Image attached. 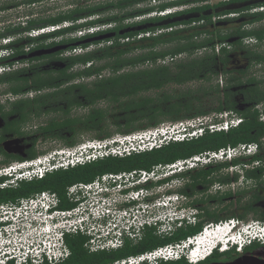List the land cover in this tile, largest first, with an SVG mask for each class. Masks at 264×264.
<instances>
[{
	"label": "trees",
	"instance_id": "obj_1",
	"mask_svg": "<svg viewBox=\"0 0 264 264\" xmlns=\"http://www.w3.org/2000/svg\"><path fill=\"white\" fill-rule=\"evenodd\" d=\"M43 1V0H40ZM151 0H119L116 3H109L105 6L95 5L87 7L74 8L69 12L59 14L55 17L40 19L39 26L30 27L32 29L41 28L50 25H58L69 23L64 29H59L53 33L40 35L38 37L25 36L23 50L10 52L7 56L0 57V66L12 65L15 62L25 63L15 71L0 75V85L7 84L8 92L12 94L25 93L29 90H38L43 88L42 80L56 77H75V76H92L98 74L102 70L109 69L115 77V73L124 66L134 65L138 63H150L154 68L145 70L142 74H135L136 77L150 78L153 80L154 86L160 87L164 84L171 83L180 86V82L197 79L200 82L210 81L217 76L216 84L213 87L215 93L222 96L218 105L214 108H204L203 98L208 96L205 89L197 90L185 94L184 97H190L184 106H180V94L174 97L166 96L161 102V106H156L159 116L151 117H119V122L113 119V123L117 125L116 132L121 135L130 134L139 130H145L159 126L163 122L177 123L182 120L192 119L194 117L205 116L210 113H220L223 111L234 112L242 118V122L234 128H229L226 132H209L207 129L201 136L184 141H169L167 144L158 148L144 151L140 153H132L124 157H105L91 163L79 165L66 170H58L44 175L42 179L31 181H20L14 188L0 189V205H15L20 199L29 198L30 196L43 191L55 193L60 199V208L69 209L74 205L68 203L65 199L66 188L76 183H90L95 178L104 174L130 173L132 171L149 172L156 166L171 165L176 161L185 160L202 153L217 151L227 147L235 148L241 144L262 143L264 141V120H259V113L255 109L258 104L264 103V92L260 89L263 82L257 81L254 77H248L242 80L250 67L264 65V53L260 52L258 46L244 45L243 40L246 38H254L258 42L264 37V27L257 29H243L244 26L256 23H263L264 11H253L259 7H264V0H224L211 5L210 0H173L160 2L156 7L149 5ZM155 1V0H152ZM158 2L161 0H157ZM137 5H144L132 11L129 8ZM238 6L236 9H230ZM184 7L180 11L148 17L139 22L125 24V20L136 17H144L151 14L153 10L164 12L171 8ZM119 9L124 10L120 15H110L100 17L106 10ZM219 10V11H217ZM253 11V12H252ZM156 14V11L154 12ZM97 16V17H96ZM96 17V19H95ZM82 21V23H73V21ZM239 23L241 26L236 27L227 33L211 31L205 27H216L220 24ZM114 24L101 32L111 30L115 35L103 41H96L85 45H79L86 48L90 45H98L102 42L109 43L108 46L98 47L97 50L88 51L80 55L68 57H60L65 51L72 50V44L77 43L78 39L70 37L71 34L84 28H91L97 25ZM106 26V25H103ZM242 27V28H241ZM139 28V30H138ZM204 28V29H203ZM157 31H161L157 33ZM121 33V34H120ZM94 34V33H92ZM140 34H148L136 40ZM205 36L200 39L201 36ZM208 36V37H207ZM49 37L60 38L61 43L71 44L65 50L57 52L54 56H41L31 58L29 60L15 61L16 58L27 55L29 50L43 49L54 45H44ZM127 39V41H124ZM81 42V41H80ZM174 46L166 50H157L156 48L163 45ZM215 45H224L215 52ZM229 47V48H227ZM206 49L202 57L191 59L189 63L184 65L180 74V63L175 62V58H180L181 53L192 54L196 50ZM234 54L245 62L244 67H237L234 70L228 69ZM130 55V56H128ZM47 59V60H46ZM173 62V66H166L165 60ZM55 62H67L69 66L74 64H82L91 66L94 62L107 61L106 65L95 68H87L85 72L78 74H67L65 71H56L52 68L44 69V64ZM159 61V63H158ZM188 61V60H187ZM158 66H155V65ZM223 73V75H219ZM235 74L236 76H233ZM127 75L125 77H131ZM224 78V84L222 79ZM220 80L221 82H219ZM38 87H30V84ZM220 86V89H219ZM183 97V98H184ZM136 107H140V103H130ZM145 104V103H144ZM14 112L16 110H13ZM11 137L20 136V134L12 129L7 130ZM46 135V132H42ZM2 136V134L0 133ZM109 132H103L99 139L110 137ZM3 139V138H2ZM0 155L3 156L1 164L12 161L23 162L34 159L37 153L33 151L29 155L23 157L20 155H11L5 153L0 145ZM254 158H263V155H253ZM5 179L0 178V183ZM246 216V215H244ZM256 220L264 225V214H258ZM203 227L200 225L196 228L180 229V242L188 238L197 236L202 232ZM74 239V235L68 237ZM145 240V239H144ZM178 241L177 235L173 238L165 240L160 244H144L140 245V249L127 253L123 250L118 251L113 258L102 264H113L122 260L129 255H135L145 251L154 250L158 247L168 246ZM260 254L264 257V241L252 242L243 246L241 252H237L235 247L229 248L224 252L214 250L204 260L195 264H205L216 261H231L242 254ZM159 264H189L186 259L181 258L176 261L160 262Z\"/></svg>",
	"mask_w": 264,
	"mask_h": 264
},
{
	"label": "flooded vegetation",
	"instance_id": "obj_2",
	"mask_svg": "<svg viewBox=\"0 0 264 264\" xmlns=\"http://www.w3.org/2000/svg\"><path fill=\"white\" fill-rule=\"evenodd\" d=\"M39 2L40 0H0V50L11 52L23 50V39L27 36L29 28L39 26V22H36L32 15L25 16L21 8L25 5L30 7ZM109 11L110 9L106 10V12ZM103 25L107 24L101 26ZM105 34L114 33L111 30L97 31L85 38L91 39ZM55 39L57 38L49 37L46 41ZM80 41H83V38L78 39V42ZM50 43L45 42L44 45ZM68 45L71 44L59 41L45 48ZM29 49L26 47L24 51L30 54L37 50ZM261 51H264V47ZM56 53L51 55L54 56ZM203 55L204 52L200 50L190 55L181 53L180 74L189 60ZM59 56L68 57L63 54ZM184 57L186 59H183ZM93 64L89 67L78 63L69 66L65 61H51L44 64V69L52 68L72 75L85 72L87 68H95ZM149 68L154 66L150 63H138L122 67L114 74L115 77H112L113 73L109 69H105L89 77L44 79L42 80L43 88L25 93H0V133L2 134L0 145L2 147L6 140L19 139L21 146L19 153H8L3 147L2 149L5 153L23 157L33 151L37 153V156L44 155L37 151L38 144L41 142L56 144L54 147L74 148L83 134L99 135L105 131L109 132L110 128L116 131L115 124L119 122L118 119L121 116L129 118L159 116V111L155 110V107L161 106L166 96H175L161 91L168 85L175 84L167 83L156 87L154 84L157 83L150 78L133 76L142 74ZM103 71H107V74L104 75ZM127 75L132 76L125 77ZM196 81L197 79H191L180 82L181 107L190 100V97H184L185 94L193 92L195 96L198 94L197 89L194 90L191 87V84ZM38 85L39 83L30 84V87H38ZM186 85L189 87L184 89ZM6 94H10L11 98H2ZM132 102L140 103V107L130 104ZM113 119L115 124L112 122ZM8 129L17 131L20 136L11 137V134L7 133ZM42 132L47 134L43 135ZM263 154L264 143H258L252 154L248 156L219 163H197L192 168H185L177 174L157 175L154 179L136 183L131 190L137 194L136 198L114 208L116 212L124 211L140 218L152 219L154 223L150 227L139 230L136 239L124 238L121 246L116 249H107L105 245L107 240L104 236L106 233L113 236L117 231L116 225L110 228L106 226L108 222H113L112 216H108L103 224L106 226L105 229L104 227L96 228L90 237L81 234L74 235L72 240L68 239L70 236L65 237L63 242L67 252L62 260L53 264H102L111 260L120 250H123L125 254L131 253L136 248L140 249L138 247L140 245L160 244L175 235L178 241L171 245L178 244L180 229L196 228L200 225L203 228H214L216 225L226 224L229 220H235L237 227L246 226L249 223L247 221L249 215L264 214V157H253V155ZM0 157L2 162L3 156L0 155ZM123 194L127 195L128 191H124ZM46 226L50 227L52 234L56 233V225L42 221L32 224L31 229L27 231L19 232L20 240L38 248L40 241L54 239L51 235L44 236ZM150 251L129 255L124 259ZM37 264L50 263L41 260Z\"/></svg>",
	"mask_w": 264,
	"mask_h": 264
},
{
	"label": "built area",
	"instance_id": "obj_3",
	"mask_svg": "<svg viewBox=\"0 0 264 264\" xmlns=\"http://www.w3.org/2000/svg\"><path fill=\"white\" fill-rule=\"evenodd\" d=\"M173 1V0H169ZM174 11L184 9V7L173 8ZM253 11H264V7H259ZM168 10L160 12V15L167 14ZM67 24L50 25L41 28L32 29L27 32L28 37H38L40 35L53 33ZM101 31L110 28L109 25L101 26ZM98 27H91L86 30H78L75 37H83L84 34L95 33L99 31ZM161 31H157L160 33ZM148 36L140 34L137 38ZM71 37V35H70ZM124 41H127L125 39ZM244 45L258 46L259 49L264 47V37L258 42L254 38L243 40ZM101 46V45H100ZM224 45H215L214 50L218 52ZM86 48H74L65 51L63 56L80 55L85 53ZM229 48V47H227ZM200 51L205 52L206 49ZM9 51H0V57L7 56ZM159 63V61H158ZM24 63L15 62L12 65L0 66V75L15 71L23 66ZM20 65V66H19ZM221 82V81H219ZM2 98H11L10 94ZM255 109L259 113V120H264V103L258 104ZM214 119V120H211ZM208 120V122H207ZM203 116L177 122L180 126V134L176 137L164 136L161 140L159 135L166 134L158 130V126L145 130L150 134L143 138L136 134H127L119 136V139H105L102 141H86L77 145L74 151L72 149L58 150L49 156L38 155L32 160L17 162L12 161L0 165V178L5 180L0 183V189L14 188L20 181L39 180L47 173L58 170H66L79 165L91 163L105 157H124L132 153L149 151L167 144L169 141H184L201 136L207 129L211 132H226L229 128L237 127L242 118L234 112L223 111L213 113L208 119ZM154 133H151V132ZM264 143V141L262 142ZM257 143L241 144L235 148L227 147L217 151L202 153L185 160H179L171 165L156 166L149 172L132 171L130 173L104 174L95 178L90 183H76L66 188L65 199L74 206L69 209L60 208L59 197L52 192L43 191L36 193L29 198L20 199L15 205H0V212L4 211L5 215L0 216V264H28L29 262L37 264L39 261H47L50 264L62 260L66 254L64 238L72 235H84L90 237L96 228L117 226V231L113 236L108 233L104 236L107 240L106 248L116 249L121 246L124 238L136 239L137 232L144 228L150 227L154 222L152 219L140 218L130 215L124 211L116 212L115 206L127 203L136 198V193L131 192L136 183L145 182L148 179H154L157 175L177 174L185 168H192L195 164H208L230 161L244 155V151L252 154ZM63 154V157L55 158L54 155ZM187 166V167H186ZM124 191H128L124 195ZM161 207L162 205H158ZM112 216L113 222H108L103 226L104 220ZM52 222L56 225V233L52 234L50 227L46 226L43 232L44 236L51 235L54 239L42 240L38 248L25 244L20 240L19 232L31 229V225L40 222ZM236 223L235 220H229L224 225H216L214 228H230ZM254 227L259 228L264 234V225L253 222ZM211 227L203 228L205 232ZM107 232V230H105ZM263 234H258L262 237ZM198 237L188 238L178 244L158 247L150 252L129 257L114 262L113 264H159L160 262L178 260L188 247ZM22 245V246H21ZM21 246V248H18ZM9 247V248H8ZM6 248V249H5Z\"/></svg>",
	"mask_w": 264,
	"mask_h": 264
},
{
	"label": "rangeland",
	"instance_id": "obj_4",
	"mask_svg": "<svg viewBox=\"0 0 264 264\" xmlns=\"http://www.w3.org/2000/svg\"><path fill=\"white\" fill-rule=\"evenodd\" d=\"M117 1L119 0H43V1H40L39 3H36L35 5H31L30 7H28L27 5H25L24 7L21 8V12L24 13L25 16L27 15H32V17L35 19V21H38L40 19H46V18H49V17H55L59 14H62V13H66V12H69L71 11L72 9L74 8H79V7H87V6H95V5H101V4H109V3H116ZM166 1H169V0H161V1H150L149 5L152 6V7H156L160 2H166ZM220 1H224V0H210L209 3L211 5L213 4H216ZM144 7V5H137L135 7H132V8H129L128 10L132 11L134 9H137V8H142ZM238 8V6H233L231 7L230 9H236ZM156 11V14L154 13ZM176 11V10H175ZM177 11H180V9H178ZM219 11V10H217ZM174 12V9H170L168 10L167 14L168 13H172ZM253 12V11H252ZM124 13V10H119V9H113L109 12H105L104 14L100 15V17H106V16H110V15H120ZM160 12H158L157 10H153V12L151 14H148L144 17H136V18H132V19H129V20H125L122 25H125V24H131V23H135V22H139L141 21L142 19H146L148 17H154V16H158L160 15L159 14ZM10 14V13H8ZM164 15V14H163ZM97 17V16H96ZM95 17V19H96ZM78 23H82V21H79ZM67 25H69V23L66 22ZM77 24V22H76ZM62 25V24H61ZM67 25L65 27H67ZM241 25L239 23H234V24H220V25H217L216 27L212 28V27H205L206 29H209L211 31H216V32H220L222 34L224 33H227L231 30H233L234 28L236 27H240ZM65 27L61 28V29H64ZM98 27L101 31V25H97L95 26V28ZM110 27H114V24H110ZM264 27V22L263 23H256L254 25H246L243 27V29L247 28V29H257V28H262ZM242 28V27H241ZM84 29H87V28H84ZM107 29V28H106ZM204 29V28H203ZM89 33H86L84 35H87ZM76 33L74 34H71V37H75ZM205 36H201L200 39L204 38ZM208 37V36H207ZM60 38H57L55 39V41H59ZM136 40H138V38L136 37ZM48 42H51V41H48ZM108 46L109 43L107 42H102L101 44H98V45H90L88 46L87 50L88 51H94V50H97L98 47H101V46ZM174 46V44H171V45H163V46H159L157 47L156 49L157 50H166V49H170ZM77 48H80L79 46ZM87 52V51H86ZM260 52H263L264 51H261ZM84 53V52H83ZM82 53V54H83ZM130 56V55H128ZM200 57V56H199ZM183 59H186L185 57ZM180 58H175L174 61L175 62H179L180 63ZM107 61H98V62H94L93 65H95V67H100L104 64H106ZM173 62H170V60H165L164 64H166V66H172ZM22 65H25L22 64ZM245 65V62L239 57L238 54H234L233 57H232V60H231V63L229 64L228 69H235L237 67H244ZM20 66V65H19ZM103 74L106 75L107 74V71H103ZM223 75V73H220L219 75ZM233 76H236L235 74H233ZM217 76H215L214 78H212L210 81H204V82H200V81H196L194 83L191 84V87L194 89V90H198L201 88V89H205L208 91V96L203 98V106L204 108H207V109H211V108H214L218 105V102L222 99V96L221 95H218V93H215L213 87L215 86L216 84V80L219 79V78H216ZM248 77H254L257 81H263L261 84H260V89L261 91L264 92V65L262 66H252L250 67V69L248 70L247 74L242 77V80H246V78ZM220 81V80H218ZM222 82L224 84V78L222 79ZM186 87H189L188 85L184 86L183 88L185 89ZM219 89H220V86H219ZM8 92V85L7 84H2L0 85V93H7ZM161 92L163 93H166V94H172V95H177V94H180V86H175V85H168L167 87H165ZM213 115V112L210 113V114H207L203 117H205V119L207 120L209 116ZM211 120H214V119H211ZM208 122V120H207ZM150 129V128H149ZM147 130V129H145ZM145 130H139V131H136V132H133L134 134H136V136H142L143 138H146L150 133L149 132H145ZM158 130H162V132H166V134L162 135V133L159 135L158 139H162L164 136H172V137H176V135H179L180 134V126L177 125V123H169V122H163L161 123L159 126H158ZM109 133L111 134L110 137H107L105 139H119L120 137L119 136H124V135H121V134H118L116 131H114L112 128L109 129ZM133 133H130V134H133ZM151 133H154L153 131ZM100 135H96V134H93V133H86V134H83L82 135V138L78 140L77 144L78 145H81L83 143H85L86 141H102V140H105V139H99L100 138ZM127 135V134H125ZM168 136V137H169ZM121 139V138H120ZM56 145V144H55ZM54 144H49V142H47L46 144H43L41 142V144L39 143L38 144V149L37 151L39 152V154H44V156H49L51 154H54L55 151H58V150H66V149H70V148H66V147H63V146H60V147H54L55 146ZM72 150L71 151H74L75 148H71ZM249 152H247L246 150L244 151V155H242V157L244 156H248L250 154H248ZM64 155L63 154H60V155H57L55 157H63ZM0 160H1V157H0ZM5 215L4 211H1L0 212V216H3ZM256 217L257 215H249L247 217V221L249 223H251L250 221L251 220H254V221H257L256 220ZM255 223V222H254ZM257 223H259L261 225V223L258 221ZM264 224V223H263ZM253 225V224H252ZM214 229H209L208 231H214ZM232 233V232H231ZM228 236H231V234L227 235L226 239L228 238ZM213 244L215 243L212 242ZM212 244V245H213ZM218 247H219V244H218ZM221 247V246H220ZM237 251V250H236ZM239 251V250H238ZM264 258V257H263Z\"/></svg>",
	"mask_w": 264,
	"mask_h": 264
},
{
	"label": "clouds",
	"instance_id": "obj_5",
	"mask_svg": "<svg viewBox=\"0 0 264 264\" xmlns=\"http://www.w3.org/2000/svg\"><path fill=\"white\" fill-rule=\"evenodd\" d=\"M87 29H89V28H87ZM82 30H86V29H82ZM0 51H3V50H0ZM6 51H8V50H6ZM2 57H4V56H2ZM55 156H56V154L54 155V157ZM55 158H57V157H55ZM252 224H253V222L248 223L246 226H241V227H237L236 224L231 226L229 228L230 229L229 232H230L231 236H228V238L226 239L227 241L225 243H222L221 245H220V243L215 242L212 246H210L207 249V251L203 252V255L197 261L199 262V261L204 260L214 250H217L218 252H224V251L228 250L229 248L235 247V250H237V252H241V249L243 246L249 245L250 243L255 242V241L256 242L257 241L263 242L264 241V234L262 233V231L259 230V228L254 227V225H252ZM202 232L205 233V230L202 229ZM202 232L195 237H200ZM258 234H263V236L260 237V236H258ZM218 244H219V247H218ZM190 245L185 248L184 253L182 254V256L178 260H180L181 258H184L187 260V262L189 264H195V263H197V261L194 260V254L197 251L194 248L189 252ZM204 256H205V258H204Z\"/></svg>",
	"mask_w": 264,
	"mask_h": 264
},
{
	"label": "water",
	"instance_id": "obj_6",
	"mask_svg": "<svg viewBox=\"0 0 264 264\" xmlns=\"http://www.w3.org/2000/svg\"><path fill=\"white\" fill-rule=\"evenodd\" d=\"M138 30H139V28H138ZM113 36H114V34H105L102 36H98L96 38L86 39L84 41L74 43V44H72V46L76 47L79 45H85V44H89V43L96 42V41H103V40L109 39ZM67 47L68 46H55V47H51V48L39 49V50H36L30 54L20 56V57L16 58L15 61L29 60V59L35 58V57L51 55L53 53L65 50ZM2 147L8 153H10V152L19 153L21 150L20 140L19 139L6 140L2 144ZM205 264H264V258L260 254H257V253L256 254H243V255L236 257L235 259H233L231 261L220 260V261L209 262V263H205Z\"/></svg>",
	"mask_w": 264,
	"mask_h": 264
},
{
	"label": "bare ground",
	"instance_id": "obj_7",
	"mask_svg": "<svg viewBox=\"0 0 264 264\" xmlns=\"http://www.w3.org/2000/svg\"><path fill=\"white\" fill-rule=\"evenodd\" d=\"M229 230L230 229L227 227H221L215 228L214 231H207L204 236L194 242L193 245L198 246L197 250H202L207 246H212V242L214 241L217 243H225L227 241L225 236L228 234Z\"/></svg>",
	"mask_w": 264,
	"mask_h": 264
}]
</instances>
